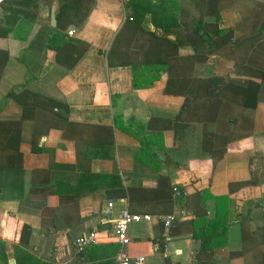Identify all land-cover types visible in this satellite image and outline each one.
I'll list each match as a JSON object with an SVG mask.
<instances>
[{"label": "crops", "instance_id": "1", "mask_svg": "<svg viewBox=\"0 0 264 264\" xmlns=\"http://www.w3.org/2000/svg\"><path fill=\"white\" fill-rule=\"evenodd\" d=\"M129 2L0 6V264H115L124 210L151 216L128 228L126 252L144 264H264V81L252 70L264 71V0H219L222 33L194 65L192 27L200 10L214 20L203 0L167 1L155 20L156 0L136 16ZM211 76L257 101L222 91L207 125L225 148L217 161L199 146L203 111L183 94ZM165 216L167 257L156 249ZM90 232L96 243L78 254L74 240Z\"/></svg>", "mask_w": 264, "mask_h": 264}, {"label": "trees", "instance_id": "2", "mask_svg": "<svg viewBox=\"0 0 264 264\" xmlns=\"http://www.w3.org/2000/svg\"><path fill=\"white\" fill-rule=\"evenodd\" d=\"M8 1V0H7ZM6 1V2H7ZM30 2H34L35 0H27ZM74 0H72L73 2ZM146 0H130L129 6L130 8L133 9V15L136 16V14H139V12H142ZM148 3L150 4V0H147ZM169 2H173V0H167ZM166 0H156V3H154L151 6V14L155 20L156 14H161L160 12H163V9L166 10L164 5L167 4ZM218 1L219 0H203V4L206 6V11L205 15H210L214 17V20L211 21L210 27H207L206 23H201L202 19L201 16H203L202 11L200 10V15L198 19V23H194V26L192 27V31L190 32L192 35V46L195 50V55H193L191 58H186V62H191L192 65L195 63H205L208 59L209 56H211L214 53L213 46H212V41L214 37L222 33V30L218 29L219 25V6H218ZM198 5V3L196 2ZM65 7L69 10H71L70 6V0H65L64 3ZM64 7V9H65ZM63 8V7H62ZM215 8V9H214ZM74 10V8H72ZM84 11V10H83ZM87 12L89 10H86ZM75 13H77V18L79 21L76 23V25H81L84 22V19L87 17V14H83L82 10H76ZM143 14V12L141 13ZM166 15H169L166 13ZM167 22V21H166ZM157 24V23H156ZM178 26V24H177ZM184 25H181V29H183ZM164 28V27H163ZM188 33V32H187ZM180 41L177 42L179 45ZM249 68L251 66H248ZM253 73L255 76L258 78L262 79L264 81V71L263 69L259 68H253ZM222 79L218 76H211L207 78H199V77H194L191 79V86L187 87L186 91L183 93L185 94V103L184 107H186L187 110H202L203 111V116H198L194 118V122L200 123L202 127L201 131V141L199 142V146L201 151L209 154L211 159L213 161H217L222 157V155L225 152V148H215L214 147V137L216 134L214 131H209L207 130V125L210 123H214L216 120L217 113L220 109L221 101H220V95L224 91L225 93H233L232 92V86H227L222 84ZM188 83V80H187ZM235 93H239L241 96V102L242 106L245 108L249 109H254L255 104L257 101L250 103L249 101V93H251V89H249L247 86L244 87H235L233 88ZM256 99V98H255ZM177 121L181 122L179 124V127H181V130H183L188 124L185 123L184 120L181 119V115L176 118L175 123ZM3 123H0V125ZM175 135V134H174ZM143 142V141H142ZM174 142L177 144L179 143L178 137L174 136ZM203 219L204 217L200 218ZM218 221L214 220L215 223ZM191 226H195V221L189 222ZM205 223V224H209ZM226 228V226H225ZM23 231H29L27 227H23ZM171 234V233H170Z\"/></svg>", "mask_w": 264, "mask_h": 264}, {"label": "built area", "instance_id": "3", "mask_svg": "<svg viewBox=\"0 0 264 264\" xmlns=\"http://www.w3.org/2000/svg\"><path fill=\"white\" fill-rule=\"evenodd\" d=\"M7 0H0V6H2ZM73 30L68 31V35H72ZM175 195L179 197L181 193L179 190L174 189ZM108 207H112V203H108ZM151 220V216L149 215H139V214H132L128 211L124 210L121 212L119 219L114 224L111 236L115 239V241L119 245V250L115 256V264H144L145 257L143 256H130L126 252V247L129 244V237H128V228L132 224H140L144 222H149ZM163 223V243L162 247H156L160 251V253L167 257L169 254L168 250V243L172 240L170 235V229L174 223L173 216H165L161 218ZM97 241V234L96 232H90L84 234L82 236L77 237L74 240V247L78 254H83L85 250L92 245H94Z\"/></svg>", "mask_w": 264, "mask_h": 264}, {"label": "water", "instance_id": "4", "mask_svg": "<svg viewBox=\"0 0 264 264\" xmlns=\"http://www.w3.org/2000/svg\"><path fill=\"white\" fill-rule=\"evenodd\" d=\"M50 26L55 27L56 26V19H55V14H54V8L51 11L50 15Z\"/></svg>", "mask_w": 264, "mask_h": 264}]
</instances>
